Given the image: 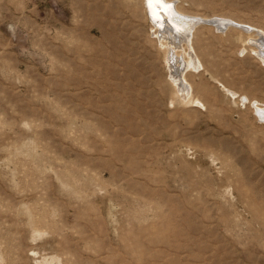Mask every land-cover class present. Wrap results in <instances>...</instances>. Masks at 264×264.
Returning <instances> with one entry per match:
<instances>
[{"label":"rangeland","instance_id":"374dc122","mask_svg":"<svg viewBox=\"0 0 264 264\" xmlns=\"http://www.w3.org/2000/svg\"><path fill=\"white\" fill-rule=\"evenodd\" d=\"M174 1L264 31V0ZM201 21L172 101L142 0H0V264H264V61Z\"/></svg>","mask_w":264,"mask_h":264},{"label":"bare ground","instance_id":"6f19581e","mask_svg":"<svg viewBox=\"0 0 264 264\" xmlns=\"http://www.w3.org/2000/svg\"><path fill=\"white\" fill-rule=\"evenodd\" d=\"M146 15L153 24L154 34L161 41L164 48L165 59L171 68V82L173 85L172 101L178 99L199 102L194 96V90L186 72L188 66L192 69L204 67L203 60L197 53L194 46V38L198 27L203 25L201 19L211 21L208 24L218 29L221 34H225L227 29L236 28L247 33L243 40L242 50L251 49L264 61V31L255 28L251 24H243L233 19L216 18L207 20L199 18V15H192L177 6L174 0H142ZM204 24V25H205ZM170 79V78H169ZM252 101L247 95H243V100ZM255 100L254 102H256ZM259 118L264 119V105L253 104Z\"/></svg>","mask_w":264,"mask_h":264}]
</instances>
